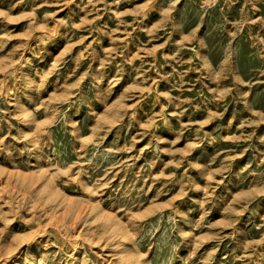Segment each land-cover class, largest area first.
I'll return each instance as SVG.
<instances>
[{"label": "rangeland", "instance_id": "374dc122", "mask_svg": "<svg viewBox=\"0 0 264 264\" xmlns=\"http://www.w3.org/2000/svg\"><path fill=\"white\" fill-rule=\"evenodd\" d=\"M18 252L264 264V0H0V264Z\"/></svg>", "mask_w": 264, "mask_h": 264}, {"label": "bare ground", "instance_id": "6f19581e", "mask_svg": "<svg viewBox=\"0 0 264 264\" xmlns=\"http://www.w3.org/2000/svg\"><path fill=\"white\" fill-rule=\"evenodd\" d=\"M30 245V244H29ZM14 260L15 261H17L18 263H20V264H24V262H25V259L26 258H24V256H23V254L22 253H20V252H18V253H16L15 255H14ZM33 257H31V259H32ZM33 260V259H32ZM26 264V263H25Z\"/></svg>", "mask_w": 264, "mask_h": 264}]
</instances>
